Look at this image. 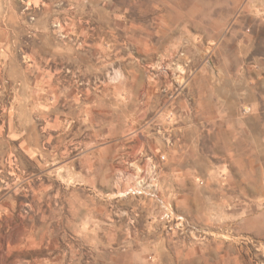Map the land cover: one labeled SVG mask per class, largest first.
<instances>
[{
	"label": "rangeland",
	"instance_id": "374dc122",
	"mask_svg": "<svg viewBox=\"0 0 264 264\" xmlns=\"http://www.w3.org/2000/svg\"><path fill=\"white\" fill-rule=\"evenodd\" d=\"M0 264H264V0H0Z\"/></svg>",
	"mask_w": 264,
	"mask_h": 264
},
{
	"label": "crops",
	"instance_id": "0c3cea01",
	"mask_svg": "<svg viewBox=\"0 0 264 264\" xmlns=\"http://www.w3.org/2000/svg\"><path fill=\"white\" fill-rule=\"evenodd\" d=\"M81 115H79L78 116V122H76L75 121V123H73V125H72V130H73V128L75 127V126H77V125H79V123H81L82 122V126L84 127V126H86L87 125V123H85V120H89L90 121V116L88 115V113H89V108H88V111L86 110V109H84V108H82L81 109ZM32 115H33V113H32ZM85 116H86V119H85ZM87 116L89 117V118H87ZM83 117V118H82ZM30 119L32 120V118H30V116L28 117L27 116V118L25 117V120L27 121V123L28 122H30ZM58 122V121H57ZM34 123V122H33ZM52 124H54L55 125V121L52 123ZM30 125L32 126V128L34 129V134L36 135L35 137H34V142L32 143L31 142V144L34 146L33 148H30V152H33V151H36L37 150V146H39L38 144H37V125L34 123V124H31L30 123ZM57 126H58V124H56ZM71 130V131H72ZM28 143L27 142H24L23 143V145L25 146V145H27Z\"/></svg>",
	"mask_w": 264,
	"mask_h": 264
}]
</instances>
